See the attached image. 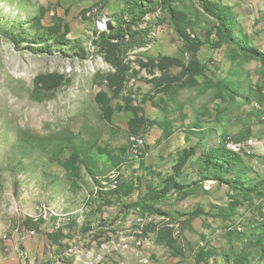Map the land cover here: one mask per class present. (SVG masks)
<instances>
[{
  "label": "rangeland",
  "instance_id": "rangeland-1",
  "mask_svg": "<svg viewBox=\"0 0 264 264\" xmlns=\"http://www.w3.org/2000/svg\"><path fill=\"white\" fill-rule=\"evenodd\" d=\"M164 1L0 0V264H264V0Z\"/></svg>",
  "mask_w": 264,
  "mask_h": 264
},
{
  "label": "built area",
  "instance_id": "built-area-1",
  "mask_svg": "<svg viewBox=\"0 0 264 264\" xmlns=\"http://www.w3.org/2000/svg\"><path fill=\"white\" fill-rule=\"evenodd\" d=\"M105 23V22H103ZM253 109H263V104L259 103L258 101L253 103ZM131 146L132 151L136 154L137 158H141L146 156V139L143 136L135 135L132 136L131 139ZM261 146L264 149V138L258 139H249V140H240L236 141L231 138H228L226 142L223 143V146L226 150L236 153V154H244L249 152L250 149L254 147Z\"/></svg>",
  "mask_w": 264,
  "mask_h": 264
},
{
  "label": "trees",
  "instance_id": "trees-1",
  "mask_svg": "<svg viewBox=\"0 0 264 264\" xmlns=\"http://www.w3.org/2000/svg\"><path fill=\"white\" fill-rule=\"evenodd\" d=\"M172 1L173 0H165L164 2L165 3H170ZM132 22L136 23L137 22L136 18H134L132 20ZM243 54H244V56L246 58L255 59V60H259V61H263L264 60L263 55L259 51H248V50L246 51V50H244ZM204 162L206 164V168H209L210 172L214 173L215 175L217 174L216 168L218 167L220 169L219 176H220L221 180H223V176L225 174H227L228 171H230V169L232 168V166H230V165L229 166H227L225 164L219 165L212 158H206V159H204ZM143 209L144 210H149V208L147 206H144Z\"/></svg>",
  "mask_w": 264,
  "mask_h": 264
},
{
  "label": "bare ground",
  "instance_id": "bare-ground-1",
  "mask_svg": "<svg viewBox=\"0 0 264 264\" xmlns=\"http://www.w3.org/2000/svg\"><path fill=\"white\" fill-rule=\"evenodd\" d=\"M101 25L104 26V23H102Z\"/></svg>",
  "mask_w": 264,
  "mask_h": 264
}]
</instances>
